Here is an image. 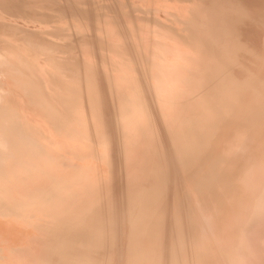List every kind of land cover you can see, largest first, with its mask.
<instances>
[{"label":"bare ground","instance_id":"1","mask_svg":"<svg viewBox=\"0 0 264 264\" xmlns=\"http://www.w3.org/2000/svg\"><path fill=\"white\" fill-rule=\"evenodd\" d=\"M138 17L150 20L151 24ZM136 18L144 22V30L149 25L167 26L166 31L169 28L168 32L176 37L190 34L204 44L206 58L188 61L193 70L185 67L183 73L182 68V75L191 73L185 74L184 81L186 76L187 80L191 77L190 80L198 81L206 70L213 68L216 59H222V64L217 65L221 79L215 80L216 86L230 98V115L225 112L226 117L222 116L224 113L221 115L224 119L215 120L205 119L207 114L200 119L194 117L196 122L190 123L187 120L190 114L184 119L182 113L175 111L150 112L153 104L145 103L147 97L141 95L142 103L150 110L139 103L140 95L133 92L134 87L131 90L137 96L126 91L125 84L131 78H122L129 71L119 74L115 70L118 68L111 65L114 60L109 59H120L115 57L116 44L126 38L124 30L140 29ZM171 37L173 40L175 36ZM239 39L251 40L255 46L238 44ZM150 41L154 43L155 38ZM160 42L158 45L163 43ZM183 42L180 41L186 44ZM157 43L153 45L157 47ZM149 45L141 49L147 50ZM159 52L155 50L157 56ZM61 54L74 57L73 66L70 63L68 68L67 63L63 64L70 56L61 63L57 58ZM153 55L151 61L153 58L155 62ZM147 56L143 57L148 60ZM170 56H164L158 66L162 64L165 70L169 66L177 67L182 61L174 56L178 58L176 62ZM0 61L12 63L7 64L9 75L6 76L28 86V98L43 110L34 108V102L27 103L28 91V95L21 93L11 77H7L8 82H0V124H13L11 141L5 138L7 131L2 129L3 125L0 129L4 135L1 136L4 142L0 143V264H261L264 260V0H0ZM48 62L54 71L49 70ZM67 69L87 81L81 91L77 90L79 98L71 103L64 100L71 85L67 88L58 78L54 80L62 71H70ZM156 70V74L162 71ZM175 70L163 73L164 77L178 78L181 68ZM140 72L136 73L139 78L146 77ZM249 72H252L250 76ZM71 78L76 80L74 76ZM143 79L146 82L145 78L137 80L135 87ZM179 79L174 82L179 83ZM155 82L151 86L162 85ZM166 82L164 94L181 105L187 95L174 88V82L168 79ZM170 83L173 85L169 86ZM200 85L209 86L203 81ZM161 92L158 94L162 95ZM163 101L156 102L157 106ZM209 109L206 107L205 111ZM74 111L78 114L72 118ZM217 112L212 115L219 117L221 112L219 115ZM162 122L179 140L165 136ZM238 153L242 156L236 158ZM235 161L241 167L249 164L243 166L245 170L237 166L242 170L229 171L228 164ZM183 167L195 172L189 173L194 179L188 174L190 184L194 185L191 192L187 190L189 180L188 184L185 182L187 188L183 181L180 183V179H185L181 177ZM232 183L240 188L232 190ZM185 189L189 201L184 198Z\"/></svg>","mask_w":264,"mask_h":264},{"label":"rangeland","instance_id":"2","mask_svg":"<svg viewBox=\"0 0 264 264\" xmlns=\"http://www.w3.org/2000/svg\"><path fill=\"white\" fill-rule=\"evenodd\" d=\"M63 2H65V1H63ZM64 4H65V3H64ZM211 7L214 8V7H215L214 4H212ZM233 14H235V13H233ZM235 15H237V14H235ZM119 18H120V17H119ZM138 18H139V17H138ZM240 18H241V17H240ZM139 19H142V18H139ZM139 19L136 18V21L138 20V21L140 22V24L138 23V25H141V27L139 26L140 29H139V28H136V27H132V28L129 29L130 31H129L128 29L124 30V31H123V35L126 34V38L124 39L125 42H124V40H122L121 42L118 43V45L115 43V44H116V47L118 46V47H117L118 49H117L116 54H117V55H118V53H119V55L121 54V55H120L121 57H119V55H118V56L116 55L115 57H116V58H120V59H109V60H114V62L111 61L112 63H114V64H111V65H112L113 69H115L116 67L118 68V69H115V70H118V72H120L119 74L122 75V74H123L124 72H126L127 70L129 71L128 73L126 72V73L123 74V77H124V75H125L124 78H122V76H120V77L122 78V80H124L125 78L128 79V77L131 78V81H130V80H129V81L125 80V81H127V83H130V84H127V83L124 81V82L126 83L125 85H127V86L129 87V85H131L132 83H133V85H134V83L136 82L134 86L131 85L130 88L127 87V90H126V89H125V90H126V91H129L130 94L132 93V90H133V89H134V90H137V89H138V90H141V91H138V90H137V91H134V90H133V92H135V93L137 92L136 94H137L138 96L140 95L139 99H141V95H142V94H143L142 97H144V98L147 97V99H149V100H146V99L143 98V99L146 101V102H145L146 104H148V103L150 102V103L148 104V106L153 104V105H152L153 108H151V110H150V108H149L148 106H144V104H143V103H144V100L141 99V101H139V103H142V102H143V103H142V106H143L144 108L148 107V108H146V109H147V110H150V112H154V111H157V110H158V111H160V110H161V111H162V110H163V111L168 110L167 113H168V112H172V111L174 112V111H175V112H178L179 114L182 113V117H183V116L186 117V118H184V119H187V118H188L187 116H188L189 114L191 115V113H192V115H191V116L189 115V118L187 119V120L190 119V120H189V122L191 121L190 123H195V122H196V120H195V121L193 120L194 117H195L194 119H200L201 117L204 118L207 114H209V116L207 115V117H205V119H209V117H210V118L215 119V120L224 119V118L221 117V115H222L223 113H224V114L222 115L223 117H226L227 114L230 115V112H229L230 109L228 108V107H229V104H230V98H229L226 94H224V92H223L222 90H220V89L216 86V83L218 82V81H216V80H220V79H221V77H220V69H219V71H218V69H217V68H220V67H217V65H218V64H220V65L222 64V59H221V58L216 59V61H215V65L213 66V68L211 67V68H209L208 70H206V71H205V74H203V76H202L200 79H198V81H197V79H194L195 81L191 79V80H192V81H191V80H190V78H191L190 76H189L190 78H189L188 80H187V77H188V76H186V79H185V81H184L183 78H185L184 76H185L186 72H185L184 75H182V74L184 73V71H186V68H187L188 70H190L191 72H192V70H193L192 65L189 64L188 61L198 62L199 60H201V59H205V58H206V57H205V54H206V56H207V52H206L207 50H206L204 44H203L201 41H199L198 39H196L195 37L191 36L190 34H188V36L185 35V37H183V38H185V39H183L182 37L179 38V36H177V37H178V38H177L175 34H173L172 32L170 33L171 30H170L169 28H167V31H166V28H165V27H167V26L162 27V25H158V24H155V23H154V24H155L156 26L153 24L154 26H153V27H150V25H149V26H147V29H145V30H146V31H145V30L143 29L144 26H143V24H142V23H144V22H142V20L145 21V19H144V17H143L142 20H139ZM241 19H242V18H241ZM147 20H148V19H147ZM147 20H146V21H147ZM138 21H137V22H138ZM146 21H145V23H150V20H149V22H148V21L146 22ZM150 24H151V23H150ZM146 25H148V24H146ZM142 26H143V28H142ZM151 26H152V25H151ZM158 26L161 27L162 29H160ZM163 26H164V25H163ZM149 27H150V28H149ZM157 27H158V29H157ZM145 28H146V26H145ZM152 28H153V29H152ZM163 28H164L165 31H163ZM132 29H135V30H132ZM141 29H142V30H141ZM148 29H151L152 31H151V30H148ZM155 29H157V30H155ZM143 30H144L147 34L144 33ZM147 30H148L149 32H148ZM159 30H160L161 32H160ZM168 30H170V31L168 32ZM125 31H126L127 33H126ZM155 31H156V34H155ZM128 32H129V33L131 32V33L129 34ZM136 32H138L139 34L136 33ZM151 32L154 33V34H152ZM158 32H160V33H158ZM162 32H163V34H165V36L162 34ZM166 32H168V33H166ZM169 33H170V35H171L172 37L169 35ZM132 34H134V35H132ZM136 34H137V35H136ZM166 34L169 35V36L171 37V39L173 38V35H174V36H175L174 38H177V39H175V41H177V42H179V43L177 44V42L173 41L174 38H173V40H170V37L167 36ZM172 34H173V35H172ZM128 35H129V36H128ZM138 35H139V36H138ZM141 35H142V36H141ZM149 35H150L151 37H150ZM232 35H233V34H232ZM136 36H138V37L141 38V39L137 38ZM155 36H156V37H155ZM228 36H229V35H228ZM131 37H133V39H132ZM145 37H146V38H145ZM166 37H167V38H166ZM192 37H193V39H192ZM149 38H151L150 40H152V39L155 38V42H158V43H157V47L159 46V47H158L159 50H158L157 47H155L156 45H153V44H155V42L153 43L152 41L149 40ZM186 38H187V40H186ZM134 39H135V40H134ZM142 39H143V40H142ZM146 39H148V40L150 41V42H149V41L147 40V41H148V42H147L148 45H149V43H151V42H152V43H151L152 45L150 44L149 47H146L147 50H146V49H141V48H145V46L147 45V43L145 42ZM156 39H157V40H156ZM166 39H167V40H166ZM179 39H180V40H179ZM190 39H191V40H190ZM132 40H134L137 44H136L134 41H132ZM144 40H145V41H144ZM168 40H169V41H168ZM194 40H195V42H194ZM242 40H243V39H241V41H240V39H239L238 41H239L240 43L238 42V44L246 45L247 47H249V46L251 47V46H252L251 48H253V47L255 46L251 40H243V41H242ZM153 41H154V40H153ZM160 41L163 42V43H161ZM180 41H184L183 43H186L187 45L190 44V46H191V45H192V46L190 47V46H187L186 44L183 45L182 43H180ZM198 41H199V42H198ZM128 42L131 43V45H132V44H133V45L131 46ZM141 42H142V43H141ZM144 42H145V43H144ZM159 42L161 43V44H160V45H161V48H160V45H158ZM164 42H165V43H164ZM173 42H174V43H173ZM188 42H189V43H188ZM192 42H194V44H193ZM246 42H247V43H246ZM251 42H252V44H251ZM120 43H121V44H120ZM123 43H124V44H123ZM126 43H128V44H126ZM122 44H123V45H122ZM140 44H141V45H140ZM165 44H166L167 46H166ZM169 44H170V45H169ZM171 44H172L173 46H171ZM180 44L183 45V46H185V47L181 46ZM196 44H198V45H196ZM199 44H200V45H199ZM120 45H121V46H120ZM137 45H138V46H137ZM139 45L142 46V47H140ZM175 45H176V46H175ZM201 45H202V46H201ZM248 45H249V46H248ZM119 46H120V48H121V47H124V46H125V47H128V48H127L128 50H127L125 47L120 49ZM129 46H130L131 48L133 47V48H132L133 50H132L131 48H129ZM163 46H165V47H163ZM179 46H180V47H179ZM186 46H187L188 48H190V49L188 50V48H187ZM199 46H200V47H199ZM203 46H204V47H203ZM137 47H138V48H137ZM153 47H155V48H153ZM166 47H167L168 50L165 49ZM168 47H170V49H169ZM173 47H174V49H178V50L181 49V51L179 52L178 50H174V51H175V52H174L173 49H172ZM194 47H195V48H194ZM136 48H137L138 50H136ZM162 48H164L165 50L162 49ZM186 48H187V49H186ZM192 48L194 49V51H193ZM202 48H204V49H202ZM123 49H124V50H123ZM130 49H131V50H130ZM134 49L136 50V52H135ZM154 49H155L156 51H160L162 54L159 52V55H160V56H157L158 54L156 55ZM183 49H185L186 51L183 50ZM196 49H197V50H196ZM121 50H122V51H121ZM129 50H130V51H129ZM145 50H146V52H148L146 55H148L147 57H149V58H148L149 61L147 60V58L145 59V58L143 57V56H146V55H145V53H146ZM153 50H154V51H153ZM163 50H164V52H162ZM166 50H167V52H166ZM195 50H196V51H195ZM202 50H203V51H202ZM118 51H120V52H118ZM125 51H126V52H125ZM137 51H138V53H137ZM142 51H143V52H142ZM151 51H152V52H151ZM170 51H171V52H170ZM176 51H177L178 53H177ZM182 51H183V52H182ZM184 51H185V52H184ZM187 51L190 52V53H189L190 55L188 54ZM201 51H202V52H201ZM123 52H124V53H123ZM139 52H140V53H139ZM149 52H151L150 55H152V53H154L153 57L156 56V57H154V58H156L155 62H153V61H154L153 58H152V61H151V57H152V56L149 55ZM194 52H195V56H194ZM197 52H198V53H197ZM200 52H201L202 55L200 54ZM131 53H132V55H130ZM135 53H136V54H135ZM163 53H164V56H165V57H166V56H170V55H172V54L174 53V56H176V57H178V58L180 57V59H182V61L179 59V62H180V61H181V62H180V64H179L177 67H174V66H173L174 68H172L171 66H169V69L167 68V69L164 70L163 68H165V67H164L162 64H160L161 67H160V65L158 66V64L161 63L160 60H161L162 58H165V57L163 56ZM166 53H167L168 55H167ZM169 53H170V54H169ZM171 53H172V54H171ZM179 53H180V54H179ZM181 53H182L183 55H182ZM184 53H185V54H184ZM123 54H124V55H123ZM138 54H139V55H138ZM165 54H166V55H165ZM198 54H199V55H198ZM122 55H123V56H122ZM126 55H127V56H126ZM141 55H142V56H141ZM161 55H162V56H161ZM49 56H50V55H49ZM69 56H70V54H68V55H67V54H66V55L61 54L60 56H57V58H58V59L61 61V63H62L63 60L66 59V57H69ZM124 56H125L126 58H123ZM174 56L172 55V57H174ZM187 56H188V57L190 56L189 59L191 58L192 60H189ZM202 56H204V58H203ZM127 57H130V59L127 58ZM132 57H133V58H132ZM142 57H143V59H142ZM157 57H158L159 59H158ZM170 57H171V56H170ZM172 57H171V58H172ZM176 57H174V58L176 59V62H178V60H177L178 58H176ZM182 57H183V58H182ZM184 57H185V59H184ZM46 58H48V55H46ZM73 58H74V57H73ZM73 58H71V56H70V58H69L70 61H68L69 59L67 58L68 60L66 59V62H65V60H64L63 64L67 63V64H65L66 67L69 65L68 68H70V63L74 62V61L72 60ZM112 58H113V57H112ZM122 58H123V59H122ZM131 58L134 59V60H132L133 62L131 61ZM135 58H137V59H135ZM138 58H139V59H138ZM198 58H199V59H198ZM200 58H201V59H200ZM61 59H62V60H61ZM125 59H126V60L128 59V60H130V61H125ZM144 59H145L146 61H148V62H144V61H145ZM172 59H173V58H172ZM175 59H173V60H175ZM183 59H184V60H187V61H184ZM47 60H48V59H47ZM122 60H124V61H123V63H124L123 66L126 65L125 67H127V69H125V67H124V68L121 67V65H122ZM136 60H137L138 62H137ZM143 60H144V61H143ZM195 60H196V61H195ZM218 60H220V61L217 62ZM48 61H50V60H48ZM67 61H68V62H67ZM71 61H72V62H71ZM119 61H121V62H119ZM156 61H160V62H156ZM183 61H184V62H183ZM0 62H1V64H2V66H1V64H0V66H1L0 71H2V68H4L3 71L0 72V77L3 78L4 76H6V74L9 75V74L7 73L8 70H6V69H7V66L10 65V64H12V63H9V62H6V63H5V61H0ZM2 62H3V63H2ZM117 62H118V63H117ZM130 62H131V63H130ZM134 62H135V63H134ZM136 62H137V64H136ZM142 62H143L146 66H144V64H143ZM172 62H174V61H172ZM48 63H49V64H48V68H49V70L54 71V70H55L54 67L50 64V62H48ZM68 63H69V64H68ZM109 63H110V61H109ZM115 63H116V64H115ZM127 63H128V64H127ZM133 63H134V64H133ZM138 63H139V65H138ZM4 64H5V65H4ZM7 64H8V65H7ZM73 64H74V63H72L71 65L73 66ZM130 64H131V65H134V66H131ZM140 64H142V66H141ZM148 64H149V65H148ZM150 64H152L151 67H149ZM153 64H155V68L152 67V66H154ZM3 65H4V66H3ZM127 65H128V66H131V67H128ZM186 65H187V66H186ZM188 65H189V66H188ZM220 65H218V66H220ZM10 66H11V65H10ZM10 66H9V67H10ZM138 66H140L141 68L138 67ZM157 66L160 67V68H157ZM9 67H8V68H9ZM12 67H13V66H12ZM22 67H23V65H22ZM22 67H21V68H22ZM24 67H25V66H24ZM24 67H23V69H24ZM26 67H28V66H26ZM120 67H121V68H120ZM132 67H134L136 71H135L134 68H132ZM146 67H147L149 73H148V71L146 72V70H147V69H146V70H144V72H142L143 75H146V77H145V76L142 77V76L140 75L141 78H139V75H137V74H138L140 71H142V68L145 69ZM162 67H163V68H162ZM170 67H171V70H172V71H174L175 68H176L177 70H179V69L181 68V70H179V72H178L177 70H175V71L178 72V73L176 72V73L179 75V76L177 75L178 78L176 77V78L174 79V77H172V78H170L171 80H170L169 78H167V79L169 80V82L172 81L171 83H173L174 80H175V81H176V80L178 81V79L180 78L179 80L181 81V83H180V81H179V83H177V82L175 83V82H174V83H175L174 88L179 89V91L184 92V93L187 95V97H186L185 99L182 100V104H181V105H177V104L175 103V100H174L175 98H173L172 100H169V98H167V95L164 94V93L167 91V90H166L167 87H163V86H165V85L167 86V85H168V82L165 83V81H167V79L165 78L166 76L163 75V73H164V74H167L168 71H169V73H170V71H171V70H170ZM179 67H180V68H179ZM185 67H186V68H185ZM214 67H216V68H214ZM129 68H131L130 70L133 69V72L130 71ZM137 68H140V69H137ZM149 68H150V70H149ZM161 68H162L163 70H162ZM178 68H179V69H178ZM182 68H183V73H181V72H182ZM184 68H185V70H184ZM119 69H120V70H119ZM121 69H122V70H121ZM154 69H155V70H154ZM156 69H158L159 71L162 70V71H161V72H162V75L160 74L161 72H158V73L156 74V72H157ZM173 69H174V70H173ZM191 69H192V70H191ZM211 69H212V70H211ZM69 70H70V69H67V71H69ZM71 70H72V69H71ZM71 70H70L69 72H66V71L64 70V71H62L63 73H62V72H61V74L59 73L60 78H59V76H58L57 74H56V75H57L56 78L54 77V80H55V81H57V78H58L59 81H60V82H59V81H58V82L61 83V84L64 83V85H66L67 88L71 85V86L69 87V89H72V90L69 91V89H68L67 96H66V98L64 99V100H66V101H68V102H70V103H71V100H72V99H74V100L76 101V100L79 98L80 94H78L79 92H78L77 90L81 91L82 86H85V85H83V83H84V84L87 83L86 80L83 81V80H81V78L79 79L78 76L76 77V75H78V74L75 73V72H74V74H73V71L71 72ZM139 70H140V71H139ZM152 70H153V71H152ZM188 70H187V71H188ZM216 70H217V71H216ZM4 71H6V73H5ZM123 71H124V72H123ZM137 71H138V73H137ZM150 71H151V72H150ZM163 71H165V72H163ZM190 71L187 72L188 75L191 74V73H189ZM212 71H213L214 73H210V72H212ZM55 72H56V71H55ZM64 72L67 74L66 76H64V75H65ZM118 72H117V73H118ZM131 72H132L133 74L135 73V75L131 74ZM152 72H153V73H152ZM154 72H155V75H156V76H155V75H154V76L152 75V74H154ZM216 72H217V73H216ZM69 73H70V75H69ZM71 73H72V75H71ZM136 73H137V74H136ZM140 73H141V72H140ZM142 73H141V74H142ZM171 73H173V74L176 75L175 72H171ZM179 73H180V74H179ZM207 73H208V74H207ZM16 74H17V73H16ZM129 74L133 75L134 77H133V76H130ZM148 74H149V78H147V77H148ZM150 74L152 75V77H151ZM187 74H186V75H187ZM216 74H217V75H216ZM251 74H252V72H249V73H248V76H250ZM2 75H3V76H2ZM126 75H127V76H126ZM128 75H129V76H128ZM136 75H137V77H138L140 80H138V78H136ZM160 75H161V76H160ZM180 75H182V77H180ZM204 75H205L206 77H205ZM207 75L213 76V77H211L212 80L210 79V76H207ZM73 76H74V78H75L76 80L78 79V81H81V82H80V83H77L78 81H76V80H74V79L71 80V79H72L71 77H73ZM158 76H159V77H158ZM164 76H165V77H164ZM217 76H218L219 78H217ZM7 77H8V78H10V77L12 78V79L10 78V80H13V81L15 82V84L17 85V87L20 88L19 91H20L21 93H23V94H25V95H28V94H29V88H28V86L22 84L21 82L19 83V81H18L17 79H15V77H12V76H10V77H9V76H6V78H7ZM65 77H66V78H65ZM132 77H133V79H132ZM150 77H151V78H150ZM157 77H158V78H157ZM207 77H208V78H207ZM2 78H0V82H1L2 80H4L5 82H6V81L8 82V80H9L8 78L6 79L5 77H4L5 79H4V78L2 79ZM18 78H19V77H18ZM68 78H70V79H68ZM142 78H145V79H146V82H145V80L143 79L144 82H143V81H142V82H138V84L141 83V84H143V85L140 84V85H138L137 87H140V86L142 87V86H143V88L140 89V88L135 87V86L137 85V80H138V81H141ZM153 78L156 79L157 81L160 80L161 82H159V81H158V82H155L156 80H154ZM160 78H162V79L165 78V79H163V80H164V81H163V80L160 79ZM181 78H182V79H181ZM213 78H214V79H213ZM20 79H22V78H20ZM147 79H148V80H147ZM203 79H204V80H203ZM205 79H206V80H205ZM215 79H216V80H215ZM150 80L153 81V82H150ZM186 80H187V82L190 80L189 82H190L191 85L188 84V83L186 82ZM201 80L203 81L204 84H205V82H206V84L208 83L209 86H208V85H205V86H204V85H200V84H202V81H201ZM208 80H209V81H208ZM13 81H12V82H13ZM66 81H67V82H66ZM68 81H69V82H68ZM85 81H86V82H85ZM182 81H183V83H184L185 89L183 88L184 86L182 87V85H183ZM200 81H201V82H200ZM204 81H205V82H204ZM14 82H13V83H14ZM16 82H17V83H16ZM65 82H66V83H65ZM70 82H71V83H70ZM75 82H76L77 84H76ZM131 82H132V83H131ZM147 82H148V83H147ZM149 82H150L152 85H154V82H155V84H158V83L162 84L161 86H162L163 90H162V89L160 90L161 86L159 87V86L156 85V87H153V86H151V84H149ZM192 82H193V83H192ZM72 83H73V84H72ZM81 83H82V85L79 86L78 84H81ZM146 83H147V85H146ZM163 83H164V85H163ZM171 83H170L169 86H172V85H173V84L171 85ZM214 83H215V84H214ZM74 84L76 85V87H75ZM160 84H158V85H160ZM177 84H178V85H177ZM179 84H181V85H179ZM185 84H187V85H185ZM192 84H193V86H192ZM64 85H63V86H64ZM77 85H78V86H77ZM144 85H146V86L144 87ZM149 85H150V86H149ZM188 85H189V86H188ZM198 85H200L201 87L198 86ZM211 85H212V86H211ZM24 86H25V87H24ZM72 86H73V88H75V90H73V88H71ZM148 86H149V88H148ZM177 86H179V88H178ZM186 86H187V88H186ZM191 86H192V87H191ZM194 86H195V87H194ZM202 86H203V87H202ZM77 87H80V88H77ZM131 87H134V88L131 90ZM150 87L152 88V90H151ZM180 87H182V88L180 89ZM189 87H190V88H189ZM19 88H18V89H19ZM144 88H145V89H144ZM154 88H155V90H156V88H158L159 90H158V91H155V90H153ZM164 88H166V89L164 90ZM191 88H193V89L190 90ZM194 88H195V90H194ZM202 88H203V90H202ZM209 88H210V89H209ZM142 89L145 90V91H143ZM149 89H150V90H149ZM182 89H183V90H182ZM196 89H197V90H196ZM208 89H209V90H208ZM147 90H148L149 92L151 91L152 93L150 92V93H151V94H150ZM186 90H187V91H186ZM216 90H219V93H218V91H216ZM1 91H2V94H3L4 92H6V91L3 92V90H1ZM27 91H28V92H27ZM74 91H75V92H74ZM76 91H77V92H76ZM130 91H131V92H130ZM153 91H154V93H153ZM160 91H162L161 94L163 93V94H162L163 96L160 95V94H158V92H160ZM164 91H165V92H164ZM190 91H191V93H190ZM192 91H193V92H192ZM201 91H202V92H201ZM204 91H205V93H204ZM207 91H209V92H207ZM26 92H27L28 94H26ZM72 92H73V93H72ZM139 92H141V93H139ZM143 92H144V93H143ZM155 92H157V93H155ZM186 92H187V93H186ZM196 92H197L198 94H196ZM199 92H200V93H199ZM206 92H207V93H206ZM214 92H216V93H214ZM222 92H223V94H222ZM135 93H134V94L132 93V95L137 96V95H135ZM4 94H5V93H4ZM4 94H3V95H4ZM148 94H149L150 96H149ZM152 94H155V96L158 94L157 96L160 97L159 100H160V99H161V100L158 101L157 96H156V97L154 96V98L152 97V98H153V99H152V98H151ZM199 94H200V95H199ZM202 94H203V96H202ZM208 94H210V96H209ZM212 94H213V95H212ZM217 94H219L218 97L221 96V95H223V97L221 96L222 98L218 99V97L216 96ZM5 95H6V94H5ZM25 95H24V96H25ZM78 95H79V96H78ZM145 95H148V96H145ZM197 95L200 96V97H198ZM207 95H208L209 98L207 97ZM24 96H22V97H24ZM29 96H30V94L27 96V99H28V100L26 99V96H25L24 98L27 100V103H28V101H29V102H30V105H31V104L33 105V102H34V101H33V99L28 98ZM161 96H162V97H161ZM149 97L152 99V101H150V98H149ZM165 97H166V98H165ZM201 97H202V98H201ZM203 97H204V98H203ZM210 97H211V98H210ZM212 97H214V98H212ZM224 97H225V99H224ZM226 97H227V98H226ZM156 98H157V100H156ZM195 98H196V99H195ZM228 98H229V99H228ZM162 99L165 101V103H163V104L161 103L159 106H157V105L159 104V102H162ZM167 99H168V100H167ZM198 99H199V100H198ZM211 99H212L213 101H212ZM217 99H218V101H217ZM221 99H222V100H221ZM31 100H32V101H31ZM154 100H156V101L154 102ZM200 100H201V101H200ZM202 100H203V101H202ZM208 100H209V101H208ZM157 101H158V102H157ZM164 101H163V102H164ZM167 101H168V102H167ZM173 101H174V102H173ZM195 101H196V102H195ZM206 101H207L208 103H207ZM215 101H217V104H216ZM221 101H222L223 103H221ZM226 101H227V102H226ZM151 102H152V104H151ZM156 102H157L158 104H157ZM188 102L192 105V108H190L191 106H190V104H189ZM194 102H195V104H194ZM210 102H211V103H210ZM212 102H213V103H212ZM219 102H220V103H219ZM224 102H226V103H224ZM154 103H155V106H154ZM172 103H173V104H172ZM209 103H210L212 106L209 107ZM214 103H215V104H214ZM227 103H228V104H227ZM28 104H29V103H28ZM146 104H145V105H146ZM186 104H187V106H185ZM193 104H194V105H193ZM203 104H205V105H203ZM206 104H207V105H206ZM213 104L215 105L216 109H215V107H213V106H214ZM218 104H219V105H218ZM221 104H222V105H221ZM225 104H226V105H225ZM34 105H35V106H34ZM34 105H33L34 108H36V109H39V108H40V106H36V103H35V102H34ZM161 105H162V106H161ZM196 105H198V106H196ZM216 105H217V106H216ZM140 106H141V104H140ZM189 106H190V107H189ZM193 106H194V107H193ZM222 106H224V107H222ZM37 107H38V108H37ZM150 107H151V106H150ZM167 107H169V109H168ZM170 107H171V108H170ZM186 107H187V108H186ZM195 107H196V108H195ZM206 107H207V109L210 108V109L208 110L209 112L205 111V110H206ZM225 107H226V108H225ZM162 108H163V109H162ZM194 108H195V109H194ZM199 108H200V109H199ZM211 108H212V109H211ZM219 108H220V109H219ZM221 108H222V109H221ZM190 109H191V110H190ZM198 109L200 110V112H198V111H199ZM202 109H203L204 111H203ZM213 109H215V111H214ZM39 110H41V111L43 112L42 108H40ZM152 110H153V111H152ZM187 110L191 111V113H190L189 111H187ZM192 110H193V111H192ZM210 110H212V113L210 112ZM217 110H219V112H221V114H220L219 112H217ZM224 110H225V111H224ZM194 111H196V113H197V112L199 113V114L197 113L198 116L195 115L196 113H195ZM188 112H189V113H188ZM215 112H217L218 115L220 114V115H219L220 118L217 117V115H212L213 113L215 114ZM225 112H226L227 114H226ZM187 113H188V114H187ZM193 113H194V114H193ZM200 113H201V114H200ZM217 113H216V114H217ZM43 114H44V113H43ZM77 114H78L77 111H74L73 114L71 115V117H72L73 115L76 117ZM44 115H45V114H44ZM194 115H195V116H194ZM202 115H203V116H202ZM211 115H212V116H211ZM192 116H193V117H192ZM213 116H214L215 118H214ZM216 117H217V118H216ZM72 118H73V117H72ZM7 123H8V122H5V123H4V124H6V125H5L6 128L4 127V124L2 123V125H3V128H2V129H5V130L7 131V133H6V135H5V138H6V137H7V138L9 137V140L11 141V140H13V139H11V138H13V137H12V128H13V124L11 123L12 125H8L9 123H8V124H7ZM50 124H51V122H50ZM2 125L0 124V129H1ZM162 125H163V127H165V129L163 128V130H164L163 132L165 133V131H166V134H167V135L164 134L165 136H167V137H174L175 139L179 140V137H175V136L173 135L172 131H171L169 128H168V129L166 128V126H168V125H166L164 122H162ZM179 126H183V125H181V123H180ZM8 127H9V129H8ZM167 131H168V132H167ZM171 133H172V134H171ZM168 135H169V136H168ZM170 135H172V136H170ZM1 136L4 137L2 130H0V143L3 144L4 141L1 139ZM135 137H136V136H135ZM27 148H28V147H27ZM27 148H26V149H27ZM26 149H25L24 151H28V150H26ZM24 151H23V152H24ZM157 156H158V159H159V155H156V159H157ZM241 156H242V154H240V153H238V154L235 155L236 158H239V157H241ZM249 162H250V161H249ZM237 163H238V165H237ZM235 164H236V166H235ZM235 164H234V163L228 164L229 168H228L226 165H224V168H226V169L228 168V170H229V169H230V170H231V169H232V170H237L238 168H242L243 170H245V169H244V168H246L245 166H248L249 163H245V165H243L244 168H243V166L241 167V165H240L241 163H239V162H236V161H235ZM246 164H247V165H246ZM231 165H232V166H231ZM237 166H239V167H238V168H235V167H237ZM231 167H232V168H231ZM183 168H184V169H183ZM183 168H182L183 172H182V170H181V175H184V176H181V177H182L183 179H184V178L186 179L187 177H188V178H187L186 181H185V179H184V180L180 179V183H182L181 181H183V183L185 184V182H187V181L189 180L190 177H191L192 179H194L193 176H190L189 173H191V171H192L191 175H193L195 172H194L193 170H191V169H186L185 167H183ZM193 168L195 169L194 166H193ZM193 168H192V169H193ZM242 169H240V170H242ZM185 170H186V172H185ZM187 170H188V171H187ZM189 170H190V171H189ZM230 170H229V171H230ZM240 170L238 169L237 171H240ZM195 171H197V169H195ZM184 172H185L186 175L183 174ZM188 174H189L190 177L188 176ZM229 178H230V179H233L232 177H229ZM190 183H191V181L189 180V186H190L189 188H190V189H187L188 191L190 190L189 192H191V188H194V185H191ZM233 183H234V182H233ZM233 183H232V184H233ZM235 183H236V182H235ZM184 184H183V187H185V185L188 184V182H187L185 185H184ZM232 184H231V188H232V186L234 187V185H236V184H233V185H232ZM187 187H188V186L186 185L185 188H187ZM216 187H217V186H216ZM217 188H218V187H217ZM217 188H215V190H216ZM235 188H236V189H235ZM238 188H240V187H234V188H232V190H233V189L238 190ZM193 190H194V189H193ZM193 190H192V191H193ZM215 190H214V191H215ZM184 193H185V194H184V195H185L184 198H185L186 200L189 201V196H186V195H188V194H187L188 192L186 191V189H185ZM189 194H190V193H189ZM232 195H233V194L231 193V194L228 195L227 197L229 198V196H232ZM223 197L225 198V195H224ZM187 198H188V199H187ZM179 199L181 200L182 198H179ZM214 200H215V199H214ZM221 200H223V199H221ZM163 203H164V202H163ZM165 203H166V202H165ZM165 203L163 204V206L166 205Z\"/></svg>","mask_w":264,"mask_h":264},{"label":"snow or ice","instance_id":"3","mask_svg":"<svg viewBox=\"0 0 264 264\" xmlns=\"http://www.w3.org/2000/svg\"><path fill=\"white\" fill-rule=\"evenodd\" d=\"M261 264H264V260L261 261Z\"/></svg>","mask_w":264,"mask_h":264}]
</instances>
